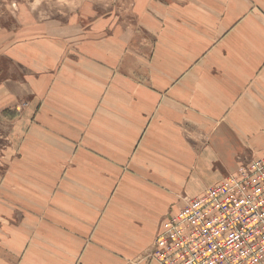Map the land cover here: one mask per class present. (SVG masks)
Wrapping results in <instances>:
<instances>
[{
  "label": "crops",
  "instance_id": "obj_1",
  "mask_svg": "<svg viewBox=\"0 0 264 264\" xmlns=\"http://www.w3.org/2000/svg\"><path fill=\"white\" fill-rule=\"evenodd\" d=\"M182 1L166 9L149 49L128 40L118 57L101 40L85 57L33 61L48 128L33 142L54 167L75 162L47 175L101 177L110 197L101 217L76 207L74 221H0V264H129L180 209L171 195L180 178L200 172L220 183L264 145V0ZM194 161L197 172H184ZM87 183L76 193H88Z\"/></svg>",
  "mask_w": 264,
  "mask_h": 264
},
{
  "label": "rangeland",
  "instance_id": "obj_2",
  "mask_svg": "<svg viewBox=\"0 0 264 264\" xmlns=\"http://www.w3.org/2000/svg\"><path fill=\"white\" fill-rule=\"evenodd\" d=\"M178 2L183 1L0 0V221L3 229L12 222L26 221L28 216L74 221L80 217L76 207L88 214L99 212L101 217L107 213L102 203L110 197L102 190L110 181L101 177L90 184L85 178L71 177L66 172L60 177L47 175L50 169L69 170L75 162H67L66 167L61 163L60 168L56 163L54 167L43 161V155L33 142L41 137L32 138L34 133L43 134L48 130L41 123L42 99L37 95L44 78L40 80V72L33 61L43 64L42 59L85 57V46L101 40L113 44L118 57L126 56L128 40L149 49L158 22L166 16V9L172 4L177 8ZM27 149L35 152L29 153ZM200 150L198 147L197 153ZM251 150L254 158L264 155V145ZM248 161H241L238 168ZM115 164L122 172L131 170L129 163ZM198 164L197 161L189 163L188 167L184 166L187 168L184 172H197ZM117 180L121 178L115 179V184ZM206 180L200 172L196 177L180 178L182 188L171 193L173 205L183 206L200 194L186 192L187 186L206 183L202 191L205 192L217 184H209ZM86 183L88 193H76ZM115 213L117 220L124 221L122 211ZM155 236L139 255L128 260L129 264L156 261L153 257Z\"/></svg>",
  "mask_w": 264,
  "mask_h": 264
},
{
  "label": "built area",
  "instance_id": "obj_3",
  "mask_svg": "<svg viewBox=\"0 0 264 264\" xmlns=\"http://www.w3.org/2000/svg\"><path fill=\"white\" fill-rule=\"evenodd\" d=\"M153 247L161 264H264V155L169 213Z\"/></svg>",
  "mask_w": 264,
  "mask_h": 264
}]
</instances>
